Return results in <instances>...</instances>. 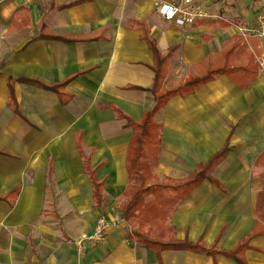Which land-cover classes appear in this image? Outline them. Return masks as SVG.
Masks as SVG:
<instances>
[{
  "label": "crops",
  "instance_id": "crops-1",
  "mask_svg": "<svg viewBox=\"0 0 264 264\" xmlns=\"http://www.w3.org/2000/svg\"><path fill=\"white\" fill-rule=\"evenodd\" d=\"M71 1L0 4V264H264L256 163L264 151V39L240 32L264 22V0H197L212 17L188 26L161 17L154 0L58 7ZM21 7L29 10L23 25L22 17L13 23ZM145 36L167 56L165 89L235 45L260 64L247 88L220 73L170 96L154 116L161 176L188 178L229 147L212 179L170 218L178 239L215 246L213 254L131 242L118 211L130 183L128 119L141 121L155 105L156 59ZM101 217L113 223L105 240H88ZM239 247L240 260L221 252Z\"/></svg>",
  "mask_w": 264,
  "mask_h": 264
},
{
  "label": "trees",
  "instance_id": "trees-1",
  "mask_svg": "<svg viewBox=\"0 0 264 264\" xmlns=\"http://www.w3.org/2000/svg\"><path fill=\"white\" fill-rule=\"evenodd\" d=\"M87 1L91 0H73L69 3L58 4V7L64 8ZM27 16H29V10L21 7L15 12L13 23H17L22 17L24 19L20 25H23L26 21L28 22ZM145 39L150 43L156 59V78L152 87L155 105L151 110L145 112L141 121L128 119L129 124L134 129V137L128 153L130 183L118 205V211L121 213L122 220L129 227L127 237L131 242L135 241L157 253L165 250H194L213 254L217 251L215 246L208 248L201 242L178 239L176 228L171 224L170 218L179 204L191 194L203 179H212V170L228 153L229 147L226 145L209 161L202 163L188 178L173 180L161 176L155 172L154 156L157 147L155 151H151V153L149 151L150 140L155 141L158 145L157 132L159 126L155 122L154 116L165 105L170 96L177 93L193 92L220 73L229 75L241 88H247L256 80L260 71V64L254 54H250L244 49L239 50L235 45L221 52L214 61H211L210 58L205 60L196 74L191 75L176 88L165 89L163 79L167 56L158 50L153 40L147 36ZM256 163L263 168L260 175L262 189L257 201L259 228L257 234H262L264 233V151L258 156ZM101 187L102 184L95 181V198L99 202L102 201ZM240 249L243 248L239 247L235 251L221 252L238 259ZM240 262L244 264L243 261Z\"/></svg>",
  "mask_w": 264,
  "mask_h": 264
},
{
  "label": "built area",
  "instance_id": "built-area-1",
  "mask_svg": "<svg viewBox=\"0 0 264 264\" xmlns=\"http://www.w3.org/2000/svg\"><path fill=\"white\" fill-rule=\"evenodd\" d=\"M1 2L2 0H0V4ZM154 8L165 20L179 26L193 25L202 18L212 17L201 7L197 0H154ZM240 32L246 38L253 34L260 39H264V22L253 28H240ZM262 65L264 66V61ZM111 225H113L111 221L106 217H101L97 221L94 234L87 237V239L94 242L104 241Z\"/></svg>",
  "mask_w": 264,
  "mask_h": 264
},
{
  "label": "rangeland",
  "instance_id": "rangeland-1",
  "mask_svg": "<svg viewBox=\"0 0 264 264\" xmlns=\"http://www.w3.org/2000/svg\"><path fill=\"white\" fill-rule=\"evenodd\" d=\"M39 29V26H38V28H37V30ZM150 142H151V147L149 148V151H150V153H151V151H155V148L157 147V143L156 142H154L153 140H150ZM154 142V143H153Z\"/></svg>",
  "mask_w": 264,
  "mask_h": 264
}]
</instances>
